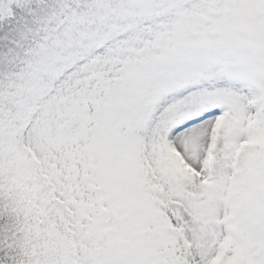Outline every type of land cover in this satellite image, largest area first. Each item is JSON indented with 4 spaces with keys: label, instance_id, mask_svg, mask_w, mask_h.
<instances>
[{
    "label": "snow or ice",
    "instance_id": "obj_1",
    "mask_svg": "<svg viewBox=\"0 0 264 264\" xmlns=\"http://www.w3.org/2000/svg\"><path fill=\"white\" fill-rule=\"evenodd\" d=\"M0 264H264V0H0Z\"/></svg>",
    "mask_w": 264,
    "mask_h": 264
}]
</instances>
